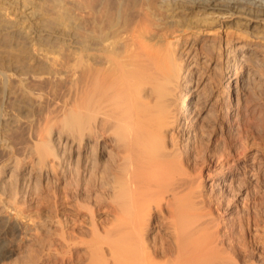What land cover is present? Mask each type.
Returning a JSON list of instances; mask_svg holds the SVG:
<instances>
[{
    "label": "bare ground",
    "instance_id": "obj_1",
    "mask_svg": "<svg viewBox=\"0 0 264 264\" xmlns=\"http://www.w3.org/2000/svg\"><path fill=\"white\" fill-rule=\"evenodd\" d=\"M124 1L108 20L93 0L10 2L45 25L79 9L80 40L73 65L0 40V82L18 76L22 97L0 98V263L27 255L46 222V261L83 247L80 264H264V102L252 98L264 88V0H154L119 21ZM188 15L216 29L241 18L250 38L208 30L183 47ZM33 40L55 42L45 28ZM20 75L66 87L34 110L41 94Z\"/></svg>",
    "mask_w": 264,
    "mask_h": 264
},
{
    "label": "rangeland",
    "instance_id": "obj_2",
    "mask_svg": "<svg viewBox=\"0 0 264 264\" xmlns=\"http://www.w3.org/2000/svg\"><path fill=\"white\" fill-rule=\"evenodd\" d=\"M12 0H0V8H2V12L0 14V40L1 38L5 37V35H11L13 36V39L11 41V47L10 51L11 55L14 53H18V49L21 47H24L26 52L30 55H34L35 53H47L50 56L56 57L58 60H64L63 62L67 63L68 65H73V63H70L72 61H75L74 57L77 54V46L79 45L80 40V33H79V20L78 15L80 13V10L73 7L71 8V17L69 19L61 20V21H48L46 22V25L43 23H40L39 21H34V19H25L22 18L20 14H17V12H13L12 9L14 6H19L18 4H15L14 6L10 4ZM115 0H93V10L94 11H100L103 13L104 18L106 20L113 18V8H115L114 4ZM69 4V2H66ZM69 6V5H68ZM154 6V0H125L122 11L120 14V17L118 18L119 21H128L132 14H135L136 12H139L142 9L145 8H153ZM6 8V11L4 10ZM178 21H188V26L185 25L184 31L182 32V46L185 47L187 45L195 44L200 38L203 37V34L208 32H215L219 39L224 42L229 37H237L241 40H245L247 38H250V35L248 34L249 28L248 24H246L245 20L241 18H234L231 21H224L222 24H224L223 28L216 29L218 27L219 22L215 21L210 23L211 28H207L208 21H201L198 17H193V15H188L185 18L181 17ZM248 25V26H247ZM45 28L50 34L53 39H55V42L50 45H38L33 38L37 37L38 33L40 32V29ZM255 30V29H252ZM247 31V32H246ZM3 42V40H2ZM36 42V43H35ZM1 43V42H0ZM71 43V44H70ZM74 44V45H73ZM72 47V48H71ZM0 50V54H6L5 52ZM39 50V52H38ZM14 53H13V52ZM37 51V52H36ZM74 53H72V52ZM74 55V56H71ZM74 60H72V58ZM33 58L29 60V63H34L32 61ZM57 60V61H58ZM72 60V61H71ZM59 61V62H61ZM65 63V64H66ZM70 63V64H69ZM6 68V67H4ZM8 69V68H7ZM7 73L9 74L8 77V89L3 88L2 82H0V98L6 99L7 93L10 92V95H17V99H21L22 97L18 95L19 92L18 87L20 86V80L19 77L12 74L9 70H7ZM21 76V75H20ZM21 78L24 79V77L21 76ZM25 85L28 87L30 86L32 89L35 88L40 94H41V103L38 106H35L32 108L34 110L39 109L40 106H43L49 99H51L55 95H61V93L64 91L66 87V79L64 78H56V77H43L42 78H31L27 77L24 80ZM215 91L219 92V89L215 87ZM252 98H254V101L257 103H263L264 102V88H260L259 90L256 89L252 93ZM31 104V101H30ZM33 104V103H32ZM2 105L5 106L7 110L9 109L10 102L8 100L2 102ZM256 114V112H254ZM257 121L260 122L263 119L262 114L256 116ZM256 124H259L258 122ZM253 122V123H255ZM254 124V125H256ZM261 124V123H260ZM259 124V125H260ZM251 125V124H250ZM253 127V126H252ZM251 128V126H250ZM25 128L23 124H19L16 126V128L11 131L9 140L13 144H17L24 140L25 137ZM245 140L244 145L247 147V150H255L256 145L258 148L257 137L254 135L251 136L250 134H245ZM254 138L255 142H251ZM256 138V140H255ZM251 143V144H248ZM256 143V144H255ZM252 145V146H250ZM249 147V148H248ZM1 153V152H0ZM1 158V154H0ZM203 159L202 157L199 159V162ZM1 160V159H0ZM204 160V159H203ZM201 163L202 169H203V176H212L213 172L209 171L207 169V159ZM204 162V163H203ZM264 198V197H263ZM107 217L105 215H101V217L98 219L99 222L106 220ZM53 228L48 225L46 222H44L43 229L36 233L35 240L32 245H30V250L27 255L24 257H16V259L13 261V264H80V262L85 258L86 251L83 247H79L78 251H76L75 254L72 256V260L70 262L68 261H60V258H56L50 261H46L45 257L47 254V249L43 246L44 242L53 236ZM15 233V234H13ZM17 233L13 230H9L6 233V241L10 239H14ZM17 238V237H16ZM14 258L11 257L9 260H12ZM65 258V257H64ZM46 261V262H45ZM5 264V263H0Z\"/></svg>",
    "mask_w": 264,
    "mask_h": 264
}]
</instances>
